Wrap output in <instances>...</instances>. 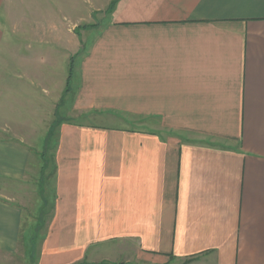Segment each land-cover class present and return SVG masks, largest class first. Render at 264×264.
Instances as JSON below:
<instances>
[{
  "label": "crops",
  "instance_id": "obj_1",
  "mask_svg": "<svg viewBox=\"0 0 264 264\" xmlns=\"http://www.w3.org/2000/svg\"><path fill=\"white\" fill-rule=\"evenodd\" d=\"M14 1L0 49L6 25L30 53L0 96V264L51 131L33 264H264V0H53L16 24Z\"/></svg>",
  "mask_w": 264,
  "mask_h": 264
},
{
  "label": "rangeland",
  "instance_id": "obj_2",
  "mask_svg": "<svg viewBox=\"0 0 264 264\" xmlns=\"http://www.w3.org/2000/svg\"><path fill=\"white\" fill-rule=\"evenodd\" d=\"M54 2L55 1L53 0H15L12 3V17L15 19V24L17 20L16 14L21 12H24L25 18L31 19L30 21L34 19H41L40 15L32 18L31 9L35 10L36 14H41V12L48 13L47 6L49 4L50 7L52 6L57 8ZM50 7L48 11H50ZM8 29L10 30V28L5 25L4 38L0 49V96L1 94L7 96L8 93L15 92L16 89H19L20 81L17 73L20 72L24 63H26L21 58L20 53L22 55H29L30 53V51L24 47L25 45L22 44V42H19L20 49H17L18 28L13 31H8ZM4 95L0 98H4ZM5 99L6 97L4 100ZM141 124L144 125V123H132L128 125L141 126ZM146 125L150 128L160 130V132L163 133L172 134L177 133L178 131L175 124L162 125L157 123H147ZM54 135L55 134L51 131L46 137V141L42 140V142L46 144L44 149H42V145H40V143H42L40 139L34 142L36 145L35 151H43L44 154H32L31 158L33 162L29 166L26 177L23 182L16 186L17 190H14L15 198L18 199L19 205L23 208L22 228L18 251L14 256V264L34 263L33 251L31 249L32 244L37 241L38 236L40 235L39 228L44 227L45 222L48 219L47 210L49 209V205L46 201L45 193L48 189V185L53 181V176L55 174V158L52 150H54L57 139L54 138ZM130 259L133 264H147L145 261L135 259L132 256H130Z\"/></svg>",
  "mask_w": 264,
  "mask_h": 264
}]
</instances>
